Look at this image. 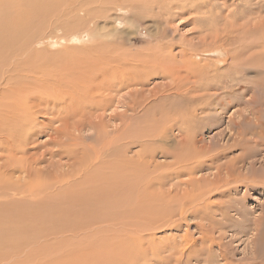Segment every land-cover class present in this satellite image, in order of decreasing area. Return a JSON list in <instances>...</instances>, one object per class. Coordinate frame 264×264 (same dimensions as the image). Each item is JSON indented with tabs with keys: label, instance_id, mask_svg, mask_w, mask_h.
I'll list each match as a JSON object with an SVG mask.
<instances>
[{
	"label": "bare ground",
	"instance_id": "obj_1",
	"mask_svg": "<svg viewBox=\"0 0 264 264\" xmlns=\"http://www.w3.org/2000/svg\"><path fill=\"white\" fill-rule=\"evenodd\" d=\"M49 1L52 0L0 2V262L165 264L175 260L177 264H184L185 258L195 257L193 252L205 250L204 264H233L231 242H224L221 236L216 238L215 225L210 221L200 229L198 237H193L187 229L180 241L174 237H168L166 242L158 241L154 233L163 227L179 230L187 224L189 215L201 216L203 207L208 210L210 206H217L209 197L203 198L214 189L225 187L227 190L241 182L249 187L264 180L252 169L236 172L234 162L250 164L249 158L256 154L249 143L264 146L261 136H251L252 141L248 137L250 131L242 122H247L249 116L242 113L243 121L231 122L238 128L237 139L227 149L241 148L243 153L225 166L229 177H218L216 181V178L210 181L197 177L225 154L224 147L217 142L199 144L200 132L221 122L234 101L243 102L247 110L253 102L247 97L251 87L244 81V75L249 67L256 68L258 73L264 72H259L264 53L258 52L255 58L247 55L248 50L264 48V35L257 37V30L251 28L243 29L241 34L230 30L228 37L240 35L235 42L243 45L231 51L222 49L228 56L216 61H229L232 76L219 78L216 85H204L211 98L204 104L206 96L202 90L190 85L189 78L184 84L177 79L180 68L164 63L124 62L113 67L110 63V67L103 60H97L95 71L81 65L76 72L70 67L72 60L66 59L69 51H64L52 55L32 53L26 62L23 60L22 66L7 64L9 53L17 49L21 54L27 53L32 46L35 36L30 30L32 33L36 21H46L54 13ZM137 1L146 3L126 8L127 15L121 17L123 29H118L115 23L120 20L118 14L97 25L103 30V36L113 35L122 40L144 29L148 36L159 38L154 34L157 25L147 22L149 15H140L135 21L133 10L141 13L156 8L162 12L164 0ZM201 6L204 3L198 2V7ZM258 24V28H264V21ZM74 39L83 40L80 35ZM212 40L221 42L218 36ZM48 69L52 72L47 73ZM58 71L64 81L55 76ZM20 76L23 77L20 79ZM150 76L172 77L173 82L153 91L154 100L160 99V103L136 115L144 106L137 95L126 105L132 113L114 112L119 92L131 85H144ZM31 77L39 82L38 86H34L36 82L32 83ZM208 109L209 114L201 115ZM115 120L118 123L111 124ZM260 124L258 121L254 125ZM175 130L178 136L174 135ZM86 131L88 134H84ZM44 132L49 136L40 141L39 136ZM136 147L140 148L135 150ZM158 157L164 161H157ZM176 180L180 182L175 184ZM243 193L247 194V190ZM238 210L244 215L248 213L245 209ZM207 214L214 218L215 212ZM214 245L219 247L218 252L212 250ZM195 258L198 260L199 256Z\"/></svg>",
	"mask_w": 264,
	"mask_h": 264
},
{
	"label": "rangeland",
	"instance_id": "obj_2",
	"mask_svg": "<svg viewBox=\"0 0 264 264\" xmlns=\"http://www.w3.org/2000/svg\"><path fill=\"white\" fill-rule=\"evenodd\" d=\"M1 1L3 0H0V2ZM34 1L36 0H32V2ZM60 1L52 0L47 2L53 5L52 10L54 9V13H51L48 17L49 19L46 18V21H36L37 23H35V27L33 28L34 32L32 31L31 33V30L29 32L33 35V37L35 36V38H33L34 40L32 39L33 42H31L32 46L30 45L31 47L29 46V50H26L27 53L25 52L21 54L18 49L16 50L17 52L9 53L6 58L7 64L11 62L12 65L19 64L22 66L23 60L26 62L28 56L32 53L44 52L46 55H52L64 51H69L68 56H70L68 58L66 57V59H68L69 61L70 59L72 60V63H70L71 61L69 62L70 67H73V70H75L76 72H78L77 68L81 65H84V68L88 67V70L95 71L96 66L94 65V63H96L97 60H103L106 63L105 65L107 66H110L111 63L112 67L116 64L123 65L124 62H126V64L137 63V65H140L141 63H144L146 61V63L149 62V64H155V62H157L156 65H161L162 63H164L165 65H171L180 68V73L177 79L181 80L185 84L186 79L189 78L188 83L190 85H196V87H198L200 91L202 90L201 93L206 96V99L202 101L205 104L209 103L211 101V98L209 99L210 96L208 95V90L204 88V85H216L217 83H219V78L231 75L230 72L232 71V69L229 68L231 65V63H228L229 61H216L218 58L223 59L228 56V52L222 49L225 48L231 51V49H236L238 47H242L243 45V42L240 44L235 42L237 36L240 35L236 36L235 34H233L231 36H233L234 38L231 36L228 37V35H230L231 33L230 30L235 31L236 34L237 32L241 34L243 29L251 28L254 31L257 30L255 34L257 37L264 35V28H258V23L264 21V7H260L258 3L264 6V0H164L162 1V12L158 11V9L156 8H150V12L143 11L141 13L133 10L135 13V21L139 20L140 15L143 17L149 15L146 18L148 19L147 22L157 25L155 27L156 31H154V34L159 35V38L155 36H148L144 29H142L137 32L136 36L129 34L126 35L127 37L123 38L122 40L113 35L103 36V30L101 31L100 27H97V25H102L104 23V20L110 15L118 14L120 20L115 21V23H117L118 29H123L124 23L122 22L121 17L127 15L128 12L126 11V8H134L139 3L141 4L146 2H138L137 0ZM198 2L204 3V6H201L199 8ZM53 3L55 4V6ZM143 19L144 18L140 17V20ZM39 22H41L42 24ZM208 24L209 26H207ZM93 32L94 34L92 35ZM75 35L82 36L83 40L77 41L76 39H74ZM214 36H218L219 39H221V42L216 43L215 40L213 42L212 38ZM63 40H65V42H63ZM113 47L114 49L116 48L115 52H113ZM211 50L215 51L210 52ZM248 51H250V53H248L247 58L250 56L255 58L258 52L264 53V48L260 47L254 49V51ZM159 52L161 53L159 54ZM134 55H138L139 57H135ZM113 58L114 61H110L113 60ZM129 58L132 60L133 58L135 59L134 61H132ZM150 58H152V60H150ZM115 60H117L118 62L116 63ZM261 62L263 66L262 68L259 67V72H261V70L264 71V57L262 58ZM226 64L227 66H225ZM93 67L95 69H93ZM49 71L50 73L52 72L51 69H48L47 73H49ZM210 74L213 75L210 76ZM20 75H22V71L20 72ZM55 76L60 78L59 81H61V78L63 79V81L65 80L63 74L61 75L59 71L57 72V74H55ZM66 76L68 75L66 74ZM244 76L246 79H244V81L249 83V85H247L251 87V89L247 92V97H249L253 101L251 102L253 105L250 103V107L247 110V105H245L243 102L239 103L238 101H234V105L230 104L231 108L229 107L230 109H228L227 112L223 114L224 116L221 122L214 124V126L208 129H203V131L200 132L198 136L200 140L199 144H214L217 142V145L220 144L224 147L225 154L221 156L216 161V163L213 164V166L203 169L200 174L197 175V177H202L210 181L211 179L213 181L215 178L216 181L218 177H229L225 166L231 165L236 156H239L241 153H243V150L241 148H236L234 150L232 149L231 151L227 149V147H230L232 143H234V140L237 139L236 132L238 131V128L235 125H231V122L243 121L242 115H246L247 117L249 116L246 120L249 124L245 121H243L242 124L243 126H247L248 131H250L248 137L251 139V141L253 140L252 137L254 136H261V138L264 139V72L258 73L256 72V68L249 67ZM22 77L23 76H20V79ZM31 78L32 83H37V85L35 83L34 86H38L39 82L37 80H34V77ZM47 78L49 81H53L51 77ZM170 78L172 77L163 78V76H150L147 83H145L144 85H131L129 87H126L125 89H122L119 92L118 96L119 103L116 102L113 107L114 112L124 113L127 111L128 113L126 112V114L132 113L130 110H127L126 105L129 104V102H132V100H134L138 96L139 97L137 100L139 101L140 99L139 102L143 101L144 106L136 111V115L142 114V112H144V110L146 109L150 110L152 107L160 103V99L154 100V96L152 95L153 91L160 90L170 84ZM60 84L63 83L61 82ZM131 96L135 97L133 98ZM242 98L245 100L244 96ZM229 99H231V97L225 99L226 102H228ZM178 105L181 106V103H179ZM113 110L111 112H113ZM208 112L209 109L203 112L201 115L205 116L209 114ZM258 121H261V124L258 125L259 127H256V125L254 124ZM115 123H118L117 120L111 122V124ZM111 127H113V125ZM44 133L39 136V139L42 138L40 139V141L46 140L48 138L49 134L46 132ZM173 133L174 135L178 136L176 130L173 131ZM84 134H88V131L84 132ZM248 145H250V148L254 152H256V154L249 158L248 162H250V164L243 162H234L236 163L237 167L236 172L238 173V171H242L245 173L252 169L256 176L260 175L259 178H264V150L261 149L264 146L254 143H249ZM139 148L140 147H136L135 150H138ZM161 160L164 161V158H157V161ZM62 162H66V160H62ZM218 167H220L221 169H218ZM184 179H188V177H184ZM177 180L174 181L175 184L180 182ZM251 184L249 187H247L245 183L241 182L238 183V185L236 184V187L234 186L227 190L225 187H223L208 192L209 195L207 194L203 198L205 199L206 197H209V199H211L215 203H218V205L210 206L212 208L208 210L205 208V206L203 207V211L208 216L210 215L207 213H211L212 211H214V218L206 216L203 212L202 215H205V217H202V215L195 216L191 214L188 216L189 219L187 221V224L185 223V225H183L179 230L164 227L158 228L156 229L154 236H156L158 241L161 240L166 242V239L168 237L169 239H171L170 237H174L177 238L178 241H180L181 235L185 233V230L188 229L189 232L192 233L193 237H198L200 235V229L204 227V225H209L211 222L215 225L214 236L216 238H219L221 236L224 242H231L233 248L230 253V258L233 261V264H261V262H264L262 261L264 260V180L262 181V183ZM246 190L247 194H244L243 192H246ZM235 205H238L239 207H235ZM235 208H239L240 210L245 209L244 211L248 213L244 215L241 211H237V209ZM226 209L228 211L230 209L231 211L228 212ZM225 212H227V214ZM230 218L232 219L230 220ZM205 243L207 244L208 241ZM201 244L202 243L199 241L198 245L200 246ZM9 250H13V247H9ZM212 250L218 252L219 247L217 245H214L212 247ZM204 251L205 250H200L197 253L193 252V256H199L198 260L195 257L191 259L185 258L184 264H204ZM200 252H202L201 255ZM251 252L254 253L252 254ZM254 255L258 256L259 259L255 260L256 257ZM252 257L254 258V260H251L253 259ZM4 263L5 261L0 262V264ZM165 264L177 263L175 262V260H168Z\"/></svg>",
	"mask_w": 264,
	"mask_h": 264
}]
</instances>
